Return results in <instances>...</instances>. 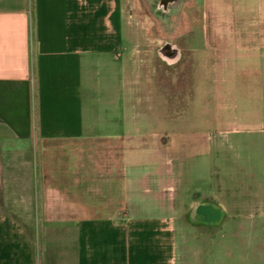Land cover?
Listing matches in <instances>:
<instances>
[{"label":"crops","instance_id":"crops-1","mask_svg":"<svg viewBox=\"0 0 264 264\" xmlns=\"http://www.w3.org/2000/svg\"><path fill=\"white\" fill-rule=\"evenodd\" d=\"M132 2L0 0V264L43 254L48 264L50 253L57 264H217V210L264 215V119L244 129L256 141L245 146L246 199L231 203L216 181L195 187L192 227L174 215L177 186L163 180L165 142L150 114L166 109L164 95ZM246 3L255 16L243 28L264 48V0ZM148 139L157 163L139 176L137 162H153ZM143 203L161 214L129 208ZM25 205L23 215H44L42 252L16 216Z\"/></svg>","mask_w":264,"mask_h":264},{"label":"rangeland","instance_id":"rangeland-1","mask_svg":"<svg viewBox=\"0 0 264 264\" xmlns=\"http://www.w3.org/2000/svg\"><path fill=\"white\" fill-rule=\"evenodd\" d=\"M132 4L137 14L134 17L144 27L139 32L147 31L152 38L155 84L166 106L149 111L158 119L157 131L162 132L165 142L159 162L167 168L163 180L177 186L174 215H187L186 226L190 228L196 186L205 189L206 184L219 181L228 188L224 189L231 203L241 204L246 199L242 187L247 180L246 147L256 141L250 143L244 129L257 127L264 119V48L243 28L248 15L251 19L255 16L246 12V0H133ZM166 43L170 50L162 59L156 51ZM138 110L142 112L141 107ZM146 149L153 162L142 163L140 159L139 176L157 163L150 139ZM24 158L20 156L18 161ZM12 160L16 162V157ZM25 175L21 171L16 178L22 182ZM26 207L13 211L22 214ZM129 208H137L141 214H161L154 203ZM232 214L216 213L217 264H264V215ZM16 216L43 251L44 215ZM186 241L191 248L192 235ZM43 255L40 264L45 263Z\"/></svg>","mask_w":264,"mask_h":264},{"label":"water","instance_id":"water-1","mask_svg":"<svg viewBox=\"0 0 264 264\" xmlns=\"http://www.w3.org/2000/svg\"><path fill=\"white\" fill-rule=\"evenodd\" d=\"M169 50H170L169 44L166 43L163 47L159 49V54L164 57V54H169Z\"/></svg>","mask_w":264,"mask_h":264},{"label":"trees","instance_id":"trees-1","mask_svg":"<svg viewBox=\"0 0 264 264\" xmlns=\"http://www.w3.org/2000/svg\"><path fill=\"white\" fill-rule=\"evenodd\" d=\"M48 264H57L54 254L50 253L47 258Z\"/></svg>","mask_w":264,"mask_h":264},{"label":"flooded vegetation","instance_id":"flooded-vegetation-1","mask_svg":"<svg viewBox=\"0 0 264 264\" xmlns=\"http://www.w3.org/2000/svg\"><path fill=\"white\" fill-rule=\"evenodd\" d=\"M168 56V55H167Z\"/></svg>","mask_w":264,"mask_h":264}]
</instances>
